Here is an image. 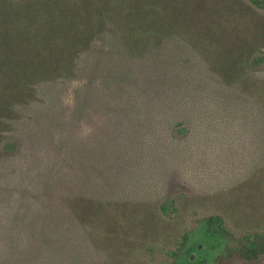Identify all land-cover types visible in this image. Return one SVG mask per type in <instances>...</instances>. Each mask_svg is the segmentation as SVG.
<instances>
[{
	"label": "rangeland",
	"instance_id": "374dc122",
	"mask_svg": "<svg viewBox=\"0 0 264 264\" xmlns=\"http://www.w3.org/2000/svg\"><path fill=\"white\" fill-rule=\"evenodd\" d=\"M210 5L222 14L199 51L140 65L176 80L193 68L191 109L161 112L150 126L109 104L79 117L68 97L80 78L0 163V264H264V254H242L264 243V7ZM110 31L91 49L97 79L106 62L108 75L136 63Z\"/></svg>",
	"mask_w": 264,
	"mask_h": 264
},
{
	"label": "trees",
	"instance_id": "16d2710c",
	"mask_svg": "<svg viewBox=\"0 0 264 264\" xmlns=\"http://www.w3.org/2000/svg\"><path fill=\"white\" fill-rule=\"evenodd\" d=\"M213 1L219 0H0V163L25 149L43 116L58 106L67 83L80 78L68 97L79 117L96 118L103 109L97 110L109 104L108 112L133 118L132 126H150L149 120L155 122L161 112L191 109L193 84L187 82L193 68H183L190 58L180 63H185L182 85L172 82L179 80L170 74L154 70L147 75L140 65L153 67L150 54L170 52L179 62L199 51L200 37L214 27L211 19L222 14L210 5ZM250 1L264 7V0ZM108 29L124 57L136 63H119L115 74L108 75L106 62L97 79L90 53ZM124 126L119 122L114 128ZM242 254L259 259L264 243L247 244Z\"/></svg>",
	"mask_w": 264,
	"mask_h": 264
}]
</instances>
